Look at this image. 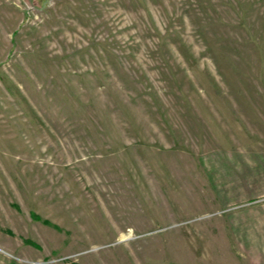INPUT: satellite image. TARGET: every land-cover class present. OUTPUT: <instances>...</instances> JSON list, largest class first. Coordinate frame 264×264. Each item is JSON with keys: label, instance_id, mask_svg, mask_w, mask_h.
I'll use <instances>...</instances> for the list:
<instances>
[{"label": "rangeland", "instance_id": "obj_1", "mask_svg": "<svg viewBox=\"0 0 264 264\" xmlns=\"http://www.w3.org/2000/svg\"><path fill=\"white\" fill-rule=\"evenodd\" d=\"M0 264H264V0H0Z\"/></svg>", "mask_w": 264, "mask_h": 264}]
</instances>
